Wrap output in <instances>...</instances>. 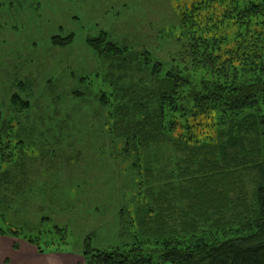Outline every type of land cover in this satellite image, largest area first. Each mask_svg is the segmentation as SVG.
Wrapping results in <instances>:
<instances>
[{"label":"rangeland","instance_id":"1","mask_svg":"<svg viewBox=\"0 0 264 264\" xmlns=\"http://www.w3.org/2000/svg\"><path fill=\"white\" fill-rule=\"evenodd\" d=\"M200 1L0 0V110L19 123L27 145L22 148L27 168L19 177L21 183L27 182L26 193L0 190V213L6 215L5 220L0 215V223L27 233L35 230L37 244L44 248L41 253L28 239L0 234L2 263L10 249L25 257L22 262L27 260L25 245H30L39 255L66 254L85 264L87 241L100 251L140 246L156 263L161 261L162 245L142 242L136 219L141 210L157 211L154 200L168 185L183 183L187 155L172 142L142 155L134 152L112 128L117 121L114 113L128 103L122 99L123 90L143 95L156 85L151 68L161 64L165 74L184 64L188 36L181 15L190 14ZM221 7L211 3L203 19L221 13ZM232 22L228 33L233 37L244 28L233 27ZM101 33L120 47L147 54L148 71H121L104 57L99 60L87 40ZM70 34H74L70 46L53 44L55 36ZM26 80L32 87L23 97L31 110L20 114L11 100L19 92L17 83ZM151 105L154 113L158 104ZM258 109L264 117V107ZM14 162L18 164L20 157ZM243 173L235 180L244 179L249 203L254 204L257 174ZM5 196L11 205L4 203ZM42 217L48 222L41 223ZM54 226L63 229L60 234Z\"/></svg>","mask_w":264,"mask_h":264},{"label":"trees","instance_id":"2","mask_svg":"<svg viewBox=\"0 0 264 264\" xmlns=\"http://www.w3.org/2000/svg\"><path fill=\"white\" fill-rule=\"evenodd\" d=\"M216 2L226 10L221 7V13L204 20L203 13ZM191 9L181 15L188 36L184 64L165 74L161 64L151 68L156 85L143 95L123 90L122 99L128 103L114 113L112 127L140 155L169 142L187 155L183 183L168 185L154 200L157 211L141 210L136 219L142 242L162 245L161 261L156 263L140 246L100 251L87 241L85 264H264V117L258 115V108L264 107V0H201ZM230 21L244 30L230 36ZM73 41L74 34L52 39L62 48ZM87 43L99 60L104 57L121 71L149 69L147 54L118 46L106 33ZM16 86L13 109L29 112L31 103L23 96L32 86L27 80ZM103 102L108 105L107 99ZM151 103L158 104L154 113ZM18 124L0 110V190L26 193L27 182L19 177L27 168L22 149L27 145ZM15 156L20 157L18 164ZM245 170L257 174L254 204L249 203L244 179L235 180ZM4 201L11 205L9 197ZM45 222L48 217H42ZM7 225L0 223L1 235L28 239L44 253L35 230L27 233ZM54 230L60 234L63 229ZM36 232L42 234L41 229Z\"/></svg>","mask_w":264,"mask_h":264},{"label":"crops","instance_id":"3","mask_svg":"<svg viewBox=\"0 0 264 264\" xmlns=\"http://www.w3.org/2000/svg\"><path fill=\"white\" fill-rule=\"evenodd\" d=\"M1 241L6 242L5 239H2ZM3 242V243H4ZM26 246V250L25 252L29 255L30 258H28L27 260L25 259L22 262V257L21 255H19L20 252H16L15 250L10 249L9 252L6 254V256L3 259V263L2 261H0V264H6V262L9 260V262H7V264H79V261L77 258H74L70 255H66V254H58V255H39L38 254V250L30 245H25ZM21 250V249H20ZM8 258L7 261H5V259ZM25 258V257H23Z\"/></svg>","mask_w":264,"mask_h":264}]
</instances>
